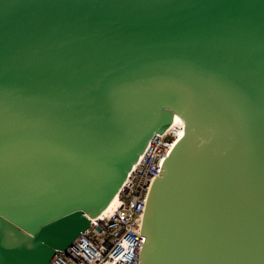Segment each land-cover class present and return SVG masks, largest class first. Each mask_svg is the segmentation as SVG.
Segmentation results:
<instances>
[{"label": "water", "instance_id": "1", "mask_svg": "<svg viewBox=\"0 0 264 264\" xmlns=\"http://www.w3.org/2000/svg\"><path fill=\"white\" fill-rule=\"evenodd\" d=\"M176 114L141 264H264V0H0V264H50Z\"/></svg>", "mask_w": 264, "mask_h": 264}, {"label": "built area", "instance_id": "2", "mask_svg": "<svg viewBox=\"0 0 264 264\" xmlns=\"http://www.w3.org/2000/svg\"><path fill=\"white\" fill-rule=\"evenodd\" d=\"M184 126L176 114L163 132L150 138L116 194L113 210L94 217L66 250H57L50 264H141L146 241L141 228L148 195L155 177L161 176L165 157L184 135Z\"/></svg>", "mask_w": 264, "mask_h": 264}, {"label": "bare ground", "instance_id": "3", "mask_svg": "<svg viewBox=\"0 0 264 264\" xmlns=\"http://www.w3.org/2000/svg\"><path fill=\"white\" fill-rule=\"evenodd\" d=\"M175 120L178 121L179 118L176 117ZM115 204H116V198H114V199L111 201V203L108 205V207L105 209V213H106V212H109V211H112L113 208L115 207Z\"/></svg>", "mask_w": 264, "mask_h": 264}]
</instances>
